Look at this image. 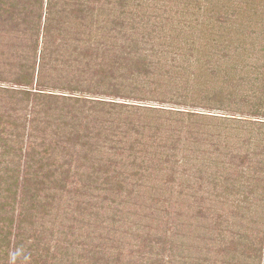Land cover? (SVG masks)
I'll return each mask as SVG.
<instances>
[{
	"label": "trees",
	"instance_id": "trees-1",
	"mask_svg": "<svg viewBox=\"0 0 264 264\" xmlns=\"http://www.w3.org/2000/svg\"><path fill=\"white\" fill-rule=\"evenodd\" d=\"M116 1L0 0V264L261 262L250 230L263 221L242 213L229 219L198 196L215 184L225 199L234 186L217 185L213 165L194 169L185 155L176 165L179 134L167 135L172 127L152 117L167 112L172 119V113L100 96L141 101L120 95L126 87L159 104L206 101L219 116L212 122L263 121L264 3L247 2L239 19L226 5L215 12L218 3L203 0L213 3L204 14L237 22L214 34L199 21L191 33L182 20L190 0H177L181 29L170 38L149 24V11ZM172 65L182 80L168 83ZM159 68L163 80L152 83ZM153 85L165 89L148 96ZM137 111L150 114L154 132L140 125L133 136L126 119ZM186 111L176 112L203 116ZM233 164L219 165L224 182L247 186L250 178ZM176 178L182 180L178 203L169 204L164 194ZM259 189L263 196L264 182Z\"/></svg>",
	"mask_w": 264,
	"mask_h": 264
},
{
	"label": "rangeland",
	"instance_id": "rangeland-1",
	"mask_svg": "<svg viewBox=\"0 0 264 264\" xmlns=\"http://www.w3.org/2000/svg\"><path fill=\"white\" fill-rule=\"evenodd\" d=\"M114 4H117L116 0H113ZM129 4L132 3V7H140L141 10H147L149 11V15L146 18L147 21H149V24H154L153 26H157L156 32L162 35V36H168L172 37L173 33L179 29H181L178 26L179 20H181L179 13L181 11V6L178 5L177 0H128ZM250 1V5H252L253 0H226L227 3L222 2L221 0H214V3H218L216 7L219 12V10H222V6L226 5L225 11L230 10V16H233L232 14L238 15L240 17L239 19L245 18L244 13H239L238 11L241 10V8H247L248 5H246L247 2ZM262 4L264 3V0L261 1ZM257 3H260L257 1ZM113 4V3H112ZM134 4V5H133ZM185 8L188 10V13L186 10L183 11L185 14H183L186 20L185 22H188L191 28V33H193L196 28L200 25L199 22L206 23L209 28L213 27V33H220L224 32L227 33L228 31L225 30V28L228 27H236L237 22L233 18H229V21L227 23H222L219 18L223 16L219 15L216 18L214 17L215 14H204V11L208 10V7L212 6L213 3H208L207 1L203 0H190L188 3L183 4ZM233 9V10H232ZM242 9V10H243ZM118 8L116 11L117 13L122 11H119ZM233 11V13H232ZM244 11V10H243ZM144 13L143 11H141ZM159 15V16H158ZM199 19V20H198ZM170 22H173L174 25H176L173 29L170 28L172 25H170ZM147 23V22H146ZM182 24L183 21H182ZM187 24V23H186ZM222 40L230 41L228 38L222 37ZM203 41L206 43V39L204 38ZM231 42V41H230ZM169 52H172L171 49H168L167 54ZM174 52V51H173ZM177 52V51H175ZM167 65H170L168 63ZM174 65L170 66L168 68L171 70L172 74L169 76L172 79H169L168 83L170 81H178L182 80L180 77H177L176 75H180L176 69L173 68ZM187 73H190L188 71ZM162 76H164L163 69L160 70V68L152 75V77H156L155 79L151 80L152 83L163 80ZM181 76V75H180ZM219 81H223V79H219ZM179 83H183L180 81ZM222 83V82H221ZM123 87V86H122ZM124 90L119 91L120 95L128 96V94L131 96V98L141 100V101H133V100H127V99H121V98H108L106 96H100L101 100L105 102H113V103H119L124 104L127 103V105H138V109H147V108H164L168 110V112L172 113L171 118H168L167 116H164L165 113L155 114L152 117L153 118H163L161 120V123H164V121H167L166 125L168 127H172L170 130L167 131L166 134L170 135L173 134L174 131H176V135L179 139L174 138V141L178 143V147L176 152H178V161H176V165L179 166L183 159L182 156L185 155L187 158L190 159V162L194 164V169H197V166L201 167L203 164L207 166L208 164L213 165L214 170H219L220 176L216 175L215 183H218L220 181H223V183H220L221 188H225L227 186L230 187V185H233L234 187H231V193L225 194V199L223 198L222 190L219 189L218 193L215 189V184H212V187H209L210 193L206 191V194L202 195L199 194L198 196L203 197V205L205 207H214L220 209V214L229 215L233 219V217L239 215H242L248 217V219H256L257 222H261V227L258 228V225H253L254 227L250 230L251 237L255 240V244L259 246L264 253V203L260 204L264 195L261 196L262 190L259 189L262 182H264V171L259 172L260 168H263L264 170V126L261 125L264 124V120L261 122L254 121L255 119H250L249 117H242V116H236L235 121H232V123L228 122V124H223L222 121H209L208 119H214L215 114L211 111L214 109L212 107L209 108L210 105L208 102H204L203 100L199 99L197 101H189L187 104H180L182 101L175 102V100H166L167 102H170L168 104H159L160 102L151 101L149 99H146V94L142 92H139L140 90H126L129 88L123 87ZM165 88H158L157 86L153 85V87L146 92H148V96L151 93H158L161 91H164ZM158 95V94H155ZM143 96L144 99H140V97ZM160 96V95H159ZM116 99V102L115 100ZM181 100V99H180ZM131 101V102H130ZM128 107V106H126ZM176 108V111H185L187 113H200L203 116L201 118H187L184 114V118H181L178 113L174 110ZM230 110V109H228ZM114 112L120 111V110H113ZM134 111V110H132ZM145 112V111H143ZM143 112H131L130 116L131 118L126 119L128 124L127 126L135 127L133 129L132 134L133 136L136 135L134 133L135 130H138L137 128H140L141 125L142 130L146 134L152 133L155 131V123L150 124L148 120L150 114L146 115V113ZM123 114H127V112H123ZM141 114V115H140ZM146 115V116H144ZM177 115V116H176ZM143 116V119L141 120L140 117ZM182 116V115H181ZM223 117V116H222ZM224 118H226L224 116ZM229 118V116H228ZM203 119V120H201ZM233 119V118H232ZM231 119V120H232ZM105 119L97 120L98 122L96 124H100ZM146 121V123L144 122ZM160 121V120H159ZM255 122V123H254ZM147 124V126H146ZM257 124V126H255ZM111 125V121L105 123V127H109ZM222 125V126H221ZM124 129H126V126H124ZM226 129H224V128ZM136 137V136H134ZM173 156V153H172ZM186 158V159H187ZM233 161L234 168L239 170V172L243 171L245 172V176L249 177V182L245 183L246 185H239L238 182L235 181V184H229L230 179L228 182H224L225 178H222L221 175L224 176L227 172H222V166L223 161L226 162V166H228L229 161ZM212 170V173H214ZM249 171V172H248ZM237 173L236 176L240 175V173ZM194 173V171H193ZM197 173V172H196ZM195 173V174H196ZM187 175V174H186ZM185 176V175H184ZM183 176V178H184ZM188 176V175H187ZM235 176V177H236ZM181 178H176L174 183L169 184V194L168 192H164V196H166L169 204H177L178 203V196H179V190L181 189ZM242 179V178H241ZM211 181V180H210ZM253 184V185H252ZM238 190V191H236ZM258 192V193H257ZM190 194L191 192H187ZM257 194H260L257 195ZM227 199V200H226ZM190 202L194 199H189ZM180 204H183L180 202ZM184 206H188L187 204H183ZM258 206L261 207L262 213L257 209ZM223 208V210H222ZM186 209V208H185ZM239 209L241 211H239ZM252 209V211H248ZM186 209L185 211H187ZM252 212V213H251ZM258 212L260 215H258ZM257 213V214H256ZM235 214V215H234ZM238 215V216H239ZM260 224V223H259ZM261 262H257V264H264V254L261 257ZM254 264V263H252Z\"/></svg>",
	"mask_w": 264,
	"mask_h": 264
},
{
	"label": "flooded vegetation",
	"instance_id": "flooded-vegetation-1",
	"mask_svg": "<svg viewBox=\"0 0 264 264\" xmlns=\"http://www.w3.org/2000/svg\"><path fill=\"white\" fill-rule=\"evenodd\" d=\"M134 11H135V10H134ZM167 51H168V50H167ZM174 52H175V51H174ZM174 52H173V53H174ZM166 54H167V52H166ZM168 56H169V55H168ZM177 71H178V70H177ZM179 71H181L182 73L184 72V71H182V70H179ZM187 72H188V71H187Z\"/></svg>",
	"mask_w": 264,
	"mask_h": 264
}]
</instances>
